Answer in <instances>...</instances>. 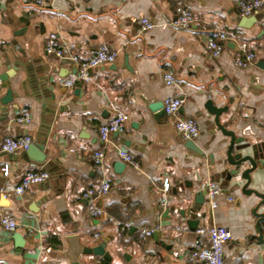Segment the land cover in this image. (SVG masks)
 <instances>
[{"label": "crops", "instance_id": "crops-1", "mask_svg": "<svg viewBox=\"0 0 264 264\" xmlns=\"http://www.w3.org/2000/svg\"><path fill=\"white\" fill-rule=\"evenodd\" d=\"M243 1L249 0H49L45 6L0 0V76L12 74L8 105L1 104L8 89L0 90V217L9 214L18 223L13 233L0 224V264H73L68 238L76 236L77 246L102 248L103 254H80L77 264H205L194 260L193 252L200 241L210 242L198 230L212 227L231 232L224 249L228 263L264 264L258 229L264 234V222L254 213L264 197V4L245 16ZM180 7L201 23L192 30L169 27ZM143 19L154 28L143 30ZM218 33L229 41L213 57L207 43L218 40ZM51 34L64 58L46 52ZM243 42L256 59L246 69L235 64ZM102 45L118 52L115 63L92 70L90 82L59 86L77 73L73 58L86 61ZM168 72L176 85L165 83ZM171 97L184 100L180 117L196 121L194 142L204 157L185 148L187 141L164 112L163 102ZM209 101L226 109L220 122L243 140L245 153H257L261 167L250 174L248 185L254 193L243 192L247 181L240 176L224 178L232 169L224 161L230 138L216 126ZM24 108L32 121L16 123ZM115 109L129 116L127 126L104 143L98 130ZM25 136L45 146L44 169L28 163L26 151H1L5 138ZM121 150L137 165L124 163ZM97 152L105 154L103 162ZM27 171L49 177L18 196L15 188ZM103 180L112 188L95 201L105 213L96 218L83 196ZM210 184L221 190L214 209ZM201 191L205 203L194 213ZM257 213L264 214V205ZM191 220L198 221L197 229ZM143 229L154 230L153 236L144 240ZM16 233L23 236L22 247Z\"/></svg>", "mask_w": 264, "mask_h": 264}, {"label": "built area", "instance_id": "built-area-1", "mask_svg": "<svg viewBox=\"0 0 264 264\" xmlns=\"http://www.w3.org/2000/svg\"><path fill=\"white\" fill-rule=\"evenodd\" d=\"M38 6H45L49 0H34ZM264 0H249L240 3V9L245 16L254 15L263 6ZM201 23V18L198 15L180 7L176 10V16L172 19L168 26L177 30H192L194 27ZM143 30L149 31L154 28V24L148 19L142 20ZM218 40H208L207 46L211 50L213 57H218L226 47L229 37L224 33H218ZM56 35L51 34L46 42V52L54 55L58 58H64L65 52L59 48L56 42ZM118 52L112 50L107 45H102L98 48L96 54L86 60L79 61L78 58H73L78 63L77 73L70 77L63 79L59 82V86L65 89H72L78 83L90 82L92 70L101 66L111 65L117 61ZM255 55L249 50L248 44L243 42L240 45L239 53L235 57V64L237 67L246 69L255 64ZM165 83L168 86H174L177 83V79L173 73L168 72L165 76ZM3 81L0 78V90L2 89ZM184 100L178 97L167 98L163 102V109L167 116L173 118L174 126L177 132L186 141H195L199 136V128L196 121L192 118H182L179 113L182 108ZM129 116L124 112L115 109V115L107 122L99 127V137L102 142L107 143L110 141L112 135L117 133H123L126 129ZM16 123H30L32 121L31 112L29 109L24 108L20 115L15 119ZM32 144V138L25 137H7L3 140L1 145V151L6 154H16L19 151H27ZM95 157L98 161L103 162L105 160V154L103 152H97ZM120 159L129 165L136 166L137 162L133 155L125 151H119ZM9 173L8 167L5 166L4 174L7 176ZM46 172L27 171L21 178L19 184L15 188V194L23 196L25 192L33 185H38L45 182L48 179ZM111 183L108 180H103L98 188L90 189L84 194V199L91 203L90 213L100 218L105 216V213L96 208L95 201L107 196L111 191ZM169 184L165 183L164 190L168 191ZM220 188L216 184H210L208 187V197L210 206L212 209L218 206V196L220 195ZM230 201H233L230 199ZM0 224L5 232L13 233L18 228L16 219L9 214H4L0 217ZM154 234V230L143 229L141 231V237L144 240L151 238ZM197 234L199 236L207 235L209 237V244L204 245L199 242L196 250L193 252V259L203 262L205 264H231L224 258V249L226 243L231 239L232 235L229 229L224 227H212L208 230L199 229Z\"/></svg>", "mask_w": 264, "mask_h": 264}, {"label": "water", "instance_id": "water-1", "mask_svg": "<svg viewBox=\"0 0 264 264\" xmlns=\"http://www.w3.org/2000/svg\"><path fill=\"white\" fill-rule=\"evenodd\" d=\"M256 20H258V18H255ZM4 66L8 67L9 64L8 62L3 64ZM12 76L11 73L6 72L5 75L0 76V78L3 81V88H7L8 89V93L7 96L5 98H3L1 100V104L3 105H8L11 101H12V92H11V88H8L10 85V77ZM207 109L208 111L215 116V124L216 126L219 128V130L226 135L227 137L230 138V142H229V146L226 149V158H225V162L228 163L232 169L226 173L224 178L232 179V178H236L238 176L241 177L242 180L247 181V183L244 185L243 187V192L247 195L254 193L251 190H248V185L251 181V177L250 174L256 170L257 168L261 167V162L258 159L257 153L254 150V156H250L248 154L245 153V151L247 150V146L245 145H241V143L243 142V140L237 138L234 134V132L229 131L225 128V126L223 124H221L220 122V117L221 115L226 111L225 108H216L213 106V103L211 101H209L207 103ZM185 148L195 154H197L200 157H204L203 152L198 148V146L195 144L194 141H187V144L185 145ZM26 161L30 164H34L36 166L42 167L43 169L46 166L47 163V155L45 153V146L41 143L38 142H34L33 144L30 145L29 149L26 151ZM248 164L250 167L247 168L246 170H244L243 172H241V169L243 168L244 165ZM116 169L117 171H121L123 169V165L122 164H116ZM44 171V170H43ZM188 186L189 183H186ZM208 191V190H207ZM208 193V192H207ZM205 193L204 192H199L196 195V205L197 208L193 209L194 213H197L204 205V198ZM264 205V197H263V202L261 203V205L257 206L254 210L255 215H257L259 217V223L262 221L264 222V214H258L257 210L260 208V206ZM190 225L193 227V229H197L198 227V221L197 220H191ZM260 235H259V240L262 241V244L264 245V234L262 231V228H258ZM23 236L21 234L16 233L14 235V239L17 241V243H19V247L23 246L24 240L22 238ZM68 241L70 242V244L72 245V260H73V264H77V257L80 254L83 255H103L102 254V248H80L79 246H77V242H78V238L76 237H69ZM105 258H109V256L104 255Z\"/></svg>", "mask_w": 264, "mask_h": 264}]
</instances>
